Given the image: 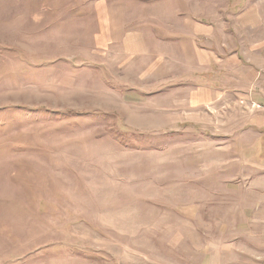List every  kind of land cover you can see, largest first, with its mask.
Returning <instances> with one entry per match:
<instances>
[{"label":"rangeland","instance_id":"rangeland-1","mask_svg":"<svg viewBox=\"0 0 264 264\" xmlns=\"http://www.w3.org/2000/svg\"><path fill=\"white\" fill-rule=\"evenodd\" d=\"M228 1L0 0V264H264L258 33L204 25Z\"/></svg>","mask_w":264,"mask_h":264},{"label":"crops","instance_id":"crops-1","mask_svg":"<svg viewBox=\"0 0 264 264\" xmlns=\"http://www.w3.org/2000/svg\"><path fill=\"white\" fill-rule=\"evenodd\" d=\"M231 1L229 0V6L227 9H225L226 11H234L235 8H233L231 6ZM249 1L248 3L246 2V5L243 6L242 4H238L237 6L241 9L235 10L234 12V16L231 17V20L229 21V15H223V11L224 9H220L217 10V8L212 7L211 9H206V17L209 20V23L207 21H204V25H208L211 27V29H209V34L212 33V28L217 27V25H219L221 28L225 27L227 29H225L228 33L227 35L229 36H233L236 40L237 38V33L239 32V30L236 29V27L238 28L240 23L244 20L246 22L245 26H248L250 29L253 30L252 35H254L255 33H258V41H257V45H255V52L251 53V60L253 61V65L255 66L256 70L254 72H252V78H251V83H252V99L253 102L264 105V96L260 95V93H263V89L262 85L264 84V70H260V69H264V0H247ZM235 6V5H234ZM239 13V14H238ZM219 14V15H217ZM235 25V30L236 32L232 33L231 29L232 27ZM233 25V26H232ZM224 29V28H223ZM206 34V33H205ZM207 35V34H206ZM255 36V35H254ZM255 37V38H257ZM207 39L206 36H204V40ZM226 50H228L226 48ZM213 50L210 51V53H206V55L208 56V58L210 59V62L212 63V57H213ZM221 57L223 56L224 58H226V60L228 61L229 66H234V67H240V65H243L245 58H242L237 46H234L232 51H229L227 53V55H222V52L220 51H216ZM220 52V53H219ZM206 69H204L205 71ZM204 74H206L204 72ZM211 73L209 74L210 77ZM241 77L243 75H240ZM240 76H238L237 74L235 75V77L237 78V82L239 84L242 85L241 82H239V80H241ZM207 77L205 79L209 80L211 78ZM243 81V80H241ZM262 84V85H261ZM211 85V84H210ZM261 106V105H260Z\"/></svg>","mask_w":264,"mask_h":264}]
</instances>
